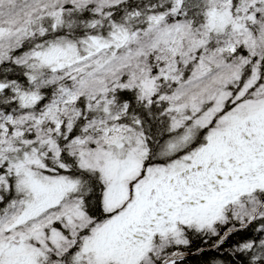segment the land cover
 <instances>
[{"label":"snow or ice","instance_id":"6c2138e0","mask_svg":"<svg viewBox=\"0 0 264 264\" xmlns=\"http://www.w3.org/2000/svg\"><path fill=\"white\" fill-rule=\"evenodd\" d=\"M0 264H264V0H0Z\"/></svg>","mask_w":264,"mask_h":264}]
</instances>
